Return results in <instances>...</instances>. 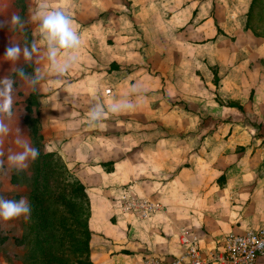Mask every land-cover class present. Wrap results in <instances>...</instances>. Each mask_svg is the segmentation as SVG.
<instances>
[{
	"label": "rangeland",
	"instance_id": "374dc122",
	"mask_svg": "<svg viewBox=\"0 0 264 264\" xmlns=\"http://www.w3.org/2000/svg\"><path fill=\"white\" fill-rule=\"evenodd\" d=\"M250 1L48 0L50 7L63 9L72 17L82 37V46L77 52V63L65 76L46 75L38 87L37 106L45 147L58 151L55 147H60L62 141L81 135L82 140L95 139L99 157L113 156L116 165L112 173L85 183L90 207L92 200L104 203L109 199L110 209L112 206L120 209L121 204L130 200L118 197L123 189L129 192L128 198L136 194L154 199L158 198V192H164L160 200H154L159 203L154 213L160 215L148 217L161 224H181L179 220L188 212L180 206L187 201L182 200L179 191L191 187V176L185 174L169 183L167 179L176 175L172 167L171 175L164 172L155 176L147 168L150 165L166 168L162 152L155 148L162 149L166 139L172 140L176 126L189 122V114L194 110L201 113L200 123L225 124L230 120L228 116L232 117V109L226 105L228 100L244 102L251 109H254L253 104L264 109V39L245 27ZM19 2L21 0H0V21L10 19L13 12L27 19L29 9L35 8L38 0H25V13ZM33 29L31 24L26 25L23 33L0 28V79L11 75L16 81L14 116L11 121L6 120L12 131L0 145L5 160L10 148L20 150L14 144L16 127L33 146L31 128L23 119L27 112H36L35 105H31V110L26 108L25 99L31 89L12 72V63L3 59L9 42L16 39L23 46L25 38H33ZM16 66L29 73L33 70L22 57ZM133 86L139 89L142 100L132 110L109 114L96 128L87 126L86 113L91 103L98 99L107 105L125 98L135 102L137 95L130 94ZM246 119L252 118L246 115L233 121ZM212 133L226 134V131H202V145L207 152ZM229 135L227 132L220 136L224 139L220 141L226 142ZM105 138L113 141L104 142ZM88 144L74 145L72 149L86 152ZM67 148L72 155L70 146ZM58 153L66 162L64 154ZM175 154L178 157V153ZM203 158L197 163H202ZM76 160L80 162L78 157ZM188 160L183 165L193 166L192 159ZM30 163L19 176L13 170L0 172V196L15 200L27 197L29 201L35 176ZM66 165L74 173V166ZM111 166L112 163L105 165ZM205 172L207 176L216 173L209 167ZM135 183L138 185L132 186ZM201 183L196 184L203 187ZM167 186L171 191L164 190ZM198 196L206 208L210 201L204 199V195ZM166 204L172 206L168 213L164 209ZM195 209L191 212L197 214L200 203ZM119 213L130 217L131 221L147 218L122 208ZM112 219L114 224L117 218L112 216ZM26 222L23 217L7 222L0 220V264H25L32 255L36 246L25 238Z\"/></svg>",
	"mask_w": 264,
	"mask_h": 264
},
{
	"label": "crops",
	"instance_id": "0c3cea01",
	"mask_svg": "<svg viewBox=\"0 0 264 264\" xmlns=\"http://www.w3.org/2000/svg\"><path fill=\"white\" fill-rule=\"evenodd\" d=\"M239 103L242 109L229 106L232 109L230 112L232 117L228 116L230 120L225 124L200 123L201 113L198 109L194 110L189 114V122H181L176 126L177 130H174L176 135L172 140L166 139L162 149L155 148L157 152H162L166 168L158 169L150 165L147 169L153 176L164 172L171 175L172 172H169L171 167L176 171V175L167 179L169 183L185 174L191 176V187L179 191L182 200L187 201L180 206L188 212L179 220L181 224L165 222L161 224L156 220H150L149 217L135 218L136 221H131L130 217L121 215L120 209L115 206L110 209L109 199L104 203L91 201L90 252L91 256L96 258L92 259L97 264H143V258L148 254L172 256L182 249L179 233L183 232L184 227L188 229L186 232L190 236H196L205 252L220 246L223 236L229 231L241 232L248 228H264V109H259L256 104H253L254 109H251L246 103ZM246 115L252 118V122L249 119L243 122L233 121L234 118L240 119ZM219 129L226 131V134L230 132V135L226 142H222L220 138L226 134L212 133L210 151L207 152L202 145L204 141L202 131L216 132ZM187 130L190 132L186 133ZM107 141L113 140L105 138L104 142ZM87 142L90 146L86 152L72 149L74 145L83 146ZM68 146L72 155L68 151ZM55 148L64 154L68 165L74 166L72 170L84 184L112 173L116 166L112 160L113 156L99 157V145L95 139L86 141L81 139V135H77L62 141L60 147L57 145ZM175 153H178V157ZM202 158V163H197V160ZM190 159L193 166L183 165L187 160L191 162ZM108 160H111L113 165L109 170L100 163ZM207 167L216 173L207 176L205 172ZM198 182H202L203 187L197 186ZM136 185L138 184L132 186ZM170 189V186L164 188L167 192L171 191ZM114 192L117 194L118 189ZM163 194L164 192H158L156 194L158 198H155L160 200L159 196ZM198 195H204V199L210 201L206 208L202 205V199H198ZM198 203L201 209L195 214L191 211L196 210L195 206ZM164 207L166 213L172 210V206L168 204ZM158 213L153 212L151 218L160 215ZM112 216L117 218L114 224L111 223ZM175 226L178 228L173 229ZM254 264H264V255L258 257Z\"/></svg>",
	"mask_w": 264,
	"mask_h": 264
},
{
	"label": "clouds",
	"instance_id": "9594fccd",
	"mask_svg": "<svg viewBox=\"0 0 264 264\" xmlns=\"http://www.w3.org/2000/svg\"><path fill=\"white\" fill-rule=\"evenodd\" d=\"M28 24L34 25L33 38H25L23 46L16 39L11 40L3 59L12 63L15 76L35 92L46 75L63 77L74 67L78 61L77 52L82 46V37L72 17L63 9L50 7L48 0H38L36 7L29 9L27 19L13 12L10 19L0 21V28L8 27L12 32L23 33ZM21 57L25 64L33 68L31 73L16 66ZM15 83L11 75L0 79V145H3L4 138L12 131L6 120L11 121L14 116ZM130 94L137 95L135 102L125 98L105 105L95 100L86 113L87 126L96 128L109 114L118 115L132 110L142 97L136 86L132 87ZM68 99L66 97L65 101ZM14 144L20 150L13 151L10 148L6 160L3 159L5 152L0 148V172L13 170L19 176L29 168L30 162L39 157L40 150L32 146L18 127L15 128ZM30 216L31 205L27 197L15 200L0 196V220L7 222L20 217L28 220Z\"/></svg>",
	"mask_w": 264,
	"mask_h": 264
},
{
	"label": "trees",
	"instance_id": "16d2710c",
	"mask_svg": "<svg viewBox=\"0 0 264 264\" xmlns=\"http://www.w3.org/2000/svg\"><path fill=\"white\" fill-rule=\"evenodd\" d=\"M18 5L25 13V0ZM245 27L264 39V0L250 1ZM38 95L37 91H31L26 97V108L31 110V105H35L36 112L23 116L31 128L33 146L40 150L39 157L30 163L35 176L29 193L31 216L25 226L26 240L36 247L25 264H97L90 254V199L86 185L68 168L57 150L45 147ZM226 105L242 109L236 100H228ZM111 162L100 163L105 167Z\"/></svg>",
	"mask_w": 264,
	"mask_h": 264
},
{
	"label": "built area",
	"instance_id": "2783aa9c",
	"mask_svg": "<svg viewBox=\"0 0 264 264\" xmlns=\"http://www.w3.org/2000/svg\"><path fill=\"white\" fill-rule=\"evenodd\" d=\"M129 192L121 190L118 197L130 199L120 205L140 217H148L155 212L159 203L142 195L129 197ZM122 199V201H124ZM121 201V200H120ZM182 249L172 256L148 254L143 264H254L256 259L264 255V228H248L241 232H227L221 245L205 252L196 236L183 231L179 236Z\"/></svg>",
	"mask_w": 264,
	"mask_h": 264
}]
</instances>
